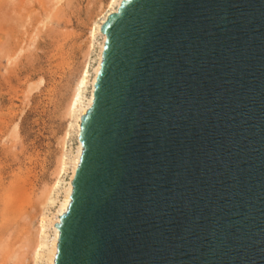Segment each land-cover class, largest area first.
I'll return each instance as SVG.
<instances>
[{
    "label": "water",
    "instance_id": "95a60500",
    "mask_svg": "<svg viewBox=\"0 0 264 264\" xmlns=\"http://www.w3.org/2000/svg\"><path fill=\"white\" fill-rule=\"evenodd\" d=\"M52 264H264V0H120Z\"/></svg>",
    "mask_w": 264,
    "mask_h": 264
},
{
    "label": "rangeland",
    "instance_id": "374dc122",
    "mask_svg": "<svg viewBox=\"0 0 264 264\" xmlns=\"http://www.w3.org/2000/svg\"><path fill=\"white\" fill-rule=\"evenodd\" d=\"M110 3L0 0V264L43 263L34 257L40 221L69 180L60 158L77 147L68 103L86 67L92 78L101 37L90 31Z\"/></svg>",
    "mask_w": 264,
    "mask_h": 264
},
{
    "label": "bare ground",
    "instance_id": "6f19581e",
    "mask_svg": "<svg viewBox=\"0 0 264 264\" xmlns=\"http://www.w3.org/2000/svg\"><path fill=\"white\" fill-rule=\"evenodd\" d=\"M119 1L120 0H111L110 7H109L110 9H108V11L105 13V16H103V19L102 20L100 19V22L94 23L95 25L91 28V31H90L91 40H93L96 35H100V37H101L99 44L97 43L99 45L97 47V49L99 48V50H98L99 52L97 53V56H96L97 62H96L95 67H93V70H92L93 75H92V78L90 79V82H89V72L90 71H88L87 67L83 70V72L81 73V75L78 79V82L76 83L77 85H75L76 89H74L75 91L73 92L74 94H72L73 95L72 99H70L71 101H70V103H68L69 104V110H68L69 114H71V116L73 117V121H71L70 126L74 128V131L76 134V139H77V132H78V128H79V117H80V115H82L84 113V111L90 105V102L92 99V84H93V81L95 78L96 71H97L98 66H99L100 52H101L102 44H103V40H104V35L99 31V25L103 22V20L105 19L106 15L108 13H110L116 9V7L119 4ZM88 83H90L89 85L91 86L90 94L87 98H85V97L83 98V90L87 87ZM76 146L77 147L75 148V152H74V150H73V152H74L73 154L71 152L72 155L70 158H68V159L64 158V157L60 158L61 160L59 163L58 174H61L64 171L66 172L67 168H69L71 170V173L69 176V180L67 181V183L64 182L65 185L61 189L62 197L58 201L56 211L53 212L50 217L42 218L40 221L39 226H40L41 237H40L39 242H37L38 244L36 243V246L34 247L35 248L34 249V252H35L34 257H35V259H37V262H38V259L39 260L43 259L42 261L44 264H52L53 255L55 252L56 237H57V229L53 226V224L58 221V216L65 210L66 205L69 201V193L71 190L70 180L72 178L74 168L77 164L80 149H81V146H80V143L78 140H77ZM57 179H59V178H57ZM58 183H59V180L55 181L54 185H57ZM48 225H49V228L52 229V235L49 236V238H47L48 236L46 237L45 236L46 234L44 233L45 228ZM38 235H39V233H38Z\"/></svg>",
    "mask_w": 264,
    "mask_h": 264
}]
</instances>
